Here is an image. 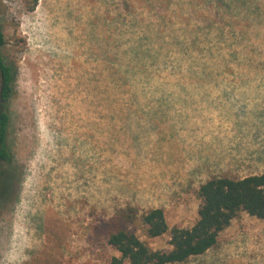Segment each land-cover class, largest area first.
I'll list each match as a JSON object with an SVG mask.
<instances>
[{
  "label": "rangeland",
  "instance_id": "1",
  "mask_svg": "<svg viewBox=\"0 0 264 264\" xmlns=\"http://www.w3.org/2000/svg\"><path fill=\"white\" fill-rule=\"evenodd\" d=\"M0 29L17 66L0 264H109L128 206L166 250L201 184L264 171V0H0ZM183 264H264V222L240 213Z\"/></svg>",
  "mask_w": 264,
  "mask_h": 264
},
{
  "label": "trees",
  "instance_id": "2",
  "mask_svg": "<svg viewBox=\"0 0 264 264\" xmlns=\"http://www.w3.org/2000/svg\"><path fill=\"white\" fill-rule=\"evenodd\" d=\"M26 11H33L38 0H22ZM6 39L0 29V182L12 162L7 144L10 124L9 105L15 95L16 62L3 49ZM200 199L197 220L189 228L174 226L166 250H154L131 231L137 210L126 207L106 223V242L117 253L109 264H183L215 247L220 234L240 213L264 222V171L240 179L212 177L196 191ZM145 235L160 238L168 231L161 208L146 210L142 216Z\"/></svg>",
  "mask_w": 264,
  "mask_h": 264
}]
</instances>
